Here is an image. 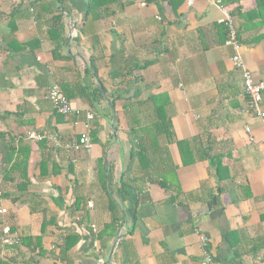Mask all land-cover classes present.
Wrapping results in <instances>:
<instances>
[{
	"label": "crops",
	"instance_id": "0c3cea01",
	"mask_svg": "<svg viewBox=\"0 0 264 264\" xmlns=\"http://www.w3.org/2000/svg\"><path fill=\"white\" fill-rule=\"evenodd\" d=\"M95 5L88 15V0H0V238L8 226L20 240L0 245V264H63L77 200L87 202L91 229L110 223L111 201L124 222L116 240L98 241L102 253L77 231L71 264H202L200 235L214 264H264V120L246 113L232 61L238 53L264 82V0ZM224 9L237 51L226 45ZM53 85L81 121L94 115L92 154L76 163L25 139L69 142L84 132L47 101ZM207 148L227 168L222 180Z\"/></svg>",
	"mask_w": 264,
	"mask_h": 264
},
{
	"label": "built area",
	"instance_id": "2783aa9c",
	"mask_svg": "<svg viewBox=\"0 0 264 264\" xmlns=\"http://www.w3.org/2000/svg\"><path fill=\"white\" fill-rule=\"evenodd\" d=\"M198 0H188L189 3L193 4ZM209 1V0H203ZM224 19L221 21V24L226 28L228 39L226 42L227 46L233 47L235 51L239 49V42L237 38V26L234 16L231 13L224 9ZM234 66L239 69L242 73V80L244 86V94L248 99V110L246 113L254 114L256 117L264 120V111L262 108L263 98H264V82H256L254 75L248 71L246 68L241 56L236 53L232 59ZM47 101L52 105L55 112L66 118H75L73 125L75 127L82 125L84 132L79 136L78 139L72 140L69 142L61 141L58 135H40L37 133H29L26 135L25 139L32 142H43L47 141L54 145L56 149L63 151L70 157L72 163L77 162V157L80 155L90 156L93 151V142H92V131H93V120L94 115L92 113H86L84 121L80 120L81 113L78 110H75L72 106V103L63 95L60 87L58 85H53L47 93ZM248 134H251L249 128L246 129ZM254 139L251 137L250 142H253ZM92 204H89V208L92 209ZM1 214H5L6 210H2ZM93 233L98 234V229L92 227ZM120 241V240H119ZM117 240V243H119ZM200 246L203 249L204 259L202 264H214V260L211 254L208 251V239L204 235L199 236ZM0 245L2 247L14 248L20 245L19 238L15 237L12 233L10 227H5L3 230V235L0 238ZM94 248L99 249L98 241L94 242ZM102 264L103 260L100 261Z\"/></svg>",
	"mask_w": 264,
	"mask_h": 264
},
{
	"label": "trees",
	"instance_id": "16d2710c",
	"mask_svg": "<svg viewBox=\"0 0 264 264\" xmlns=\"http://www.w3.org/2000/svg\"><path fill=\"white\" fill-rule=\"evenodd\" d=\"M61 2L63 0H60ZM98 0H88V10H87V14H92L94 15V13L96 12V8L97 5H95V3ZM15 154V150H12V158ZM204 158L209 161L210 163V167L211 169L214 171L215 175L217 176V178L222 180L221 174L222 172H227V168H225L223 166L222 163V158L217 155L214 154L212 152L211 148H207L206 151L204 150ZM15 167V166H14ZM109 180L107 179V176H104L103 179L101 180V185L104 188V192L109 195V186H108ZM112 188V187H110ZM126 188V184L125 183H121L120 186V191H123ZM87 205L86 201L83 200H77L75 203H73L70 207V212L71 215L73 217L74 220V230L73 232L70 231L66 237L63 238V242L60 245L59 249H60V256L58 257L59 260H61V262L63 264H71L69 261L65 260V257L68 256L69 251L77 244V242L80 239V235L77 231H79L80 229H85L86 232L88 234L91 235L92 240L90 243V246L94 248V242L95 241H100L102 243V239L103 236H110V239H112L113 241L116 240V237L118 235V232L121 230L122 226H123V222H124V216L121 210H119V207L117 206V204H115L113 201H111L110 205H109V214H110V223L107 224L103 230H101V232L98 231V234H94L93 230L90 228L89 225H87L89 223V215L87 212V207L85 206ZM99 242V243H100ZM119 248H123V242L120 241L119 242ZM103 247H99V251L100 253L103 252ZM107 252V251H106Z\"/></svg>",
	"mask_w": 264,
	"mask_h": 264
}]
</instances>
